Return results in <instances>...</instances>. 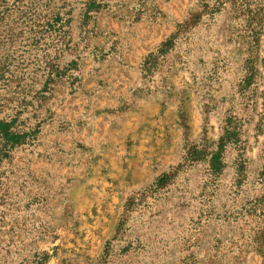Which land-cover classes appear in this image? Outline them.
I'll return each instance as SVG.
<instances>
[{"label":"rangeland","instance_id":"obj_1","mask_svg":"<svg viewBox=\"0 0 264 264\" xmlns=\"http://www.w3.org/2000/svg\"><path fill=\"white\" fill-rule=\"evenodd\" d=\"M127 112L150 119L136 139L118 127ZM135 143L140 170L169 166L103 213L91 180ZM254 256L264 264V0H0V264Z\"/></svg>","mask_w":264,"mask_h":264},{"label":"crops","instance_id":"obj_2","mask_svg":"<svg viewBox=\"0 0 264 264\" xmlns=\"http://www.w3.org/2000/svg\"><path fill=\"white\" fill-rule=\"evenodd\" d=\"M147 109L153 108L155 109V114H158L159 111H161V105L156 102H151L148 104ZM120 124L118 127L123 129H126V134H130L131 137H137V130L141 128V126L145 125V123H148L150 121L147 113H123L120 115ZM129 131V132H128ZM171 131H177L178 128L176 127V123L174 122L173 128ZM146 134V131H143V135ZM180 134V133H179ZM179 134H175L176 137L179 136ZM142 135V136H143ZM172 135V134H171ZM174 136V135H173ZM153 136H151L148 132L147 136V142L150 141V139ZM139 146L137 143L132 144L131 151L128 152L127 157L125 159L127 160V164L123 165L122 161V155L121 153L118 154L114 159L115 162H113V159L111 160V164L107 166L106 170L99 171L102 176L97 179L91 180L92 186L90 187V190L92 192H98L100 191V198L95 195V206H99V208H103L102 212L104 211H110L113 213L117 210V208L123 204L125 198L128 196L130 192H133L137 189H139L142 186H147L149 183L156 178L158 175H162L161 173L169 166H162L158 165L157 167L155 165H148L147 168H143L140 170V167L138 165H134L136 158H135V150L139 149ZM149 154V153H148ZM150 155V154H149ZM122 164V165H120ZM144 176V177H142ZM147 176V177H146ZM142 177V181L140 179ZM103 179L106 182L104 186H99V181ZM96 180V182H95ZM99 180V181H98ZM118 182V183H117ZM117 186H109V184H116ZM108 207V208H107ZM116 214V212H115ZM102 222L100 224V227L97 229V237L101 238L102 241H106L110 236H112L114 230H115V224H116V216L113 215V218L110 220L107 219L106 214L103 215ZM101 222V220H100ZM240 264H263V260L260 257L259 259L257 256L254 257H247V260L245 262L243 261Z\"/></svg>","mask_w":264,"mask_h":264},{"label":"trees","instance_id":"obj_3","mask_svg":"<svg viewBox=\"0 0 264 264\" xmlns=\"http://www.w3.org/2000/svg\"><path fill=\"white\" fill-rule=\"evenodd\" d=\"M183 24H179V27H178V29L176 30V32L173 34V38H177L178 37V35H179V33L182 31V29H181V26H182ZM174 39V40H175ZM170 43V48H171V46L173 47L174 46V44H175V41H170L169 42Z\"/></svg>","mask_w":264,"mask_h":264}]
</instances>
